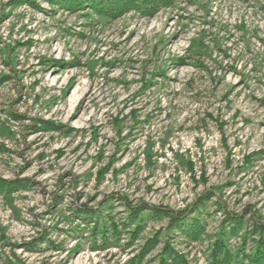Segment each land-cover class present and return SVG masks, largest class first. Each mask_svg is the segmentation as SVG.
<instances>
[{
	"label": "rangeland",
	"instance_id": "rangeland-1",
	"mask_svg": "<svg viewBox=\"0 0 264 264\" xmlns=\"http://www.w3.org/2000/svg\"><path fill=\"white\" fill-rule=\"evenodd\" d=\"M35 1L0 0V177L30 182L0 195V264H128L167 220L134 247L93 251L72 213L116 194L179 212L213 190L203 242L174 237L193 264L226 212L264 223V0H176L114 20ZM110 205L120 221L124 205ZM42 234L60 250L20 248Z\"/></svg>",
	"mask_w": 264,
	"mask_h": 264
},
{
	"label": "trees",
	"instance_id": "trees-1",
	"mask_svg": "<svg viewBox=\"0 0 264 264\" xmlns=\"http://www.w3.org/2000/svg\"><path fill=\"white\" fill-rule=\"evenodd\" d=\"M45 2L54 8L69 12L88 11L103 19L114 20L130 12L142 17H152L159 10L171 7L176 0H45ZM14 4H29L33 8L41 10L35 0H15ZM6 78V76L2 77L0 84L6 81ZM12 116L15 120L21 119L17 115L12 114ZM41 122V125L38 126L40 130H50L55 127L49 122ZM29 186L30 182L27 179L7 180L0 177V195L3 196L24 190ZM215 196L213 190L202 193L191 209L177 212L167 207H158L145 202L133 204L125 196L116 194L109 196L96 208L81 205L76 207L72 213L74 218L79 221V227L82 226L84 230H89L86 240H90V248L93 251H103L114 247L123 249L134 247L135 242L150 221L167 220L165 232L163 230V234L160 231L146 238L145 242L128 260V264H142L160 244H162V248L154 259L156 264H193L186 252L176 248L174 237H179L186 244L203 242L207 220L203 217L200 207H203ZM114 199L120 200L125 207L126 213L120 221L106 213V210L112 209L110 204ZM216 206L219 209H225L220 199H217ZM225 214L218 233L208 246L206 264H264V223L262 217L258 214L250 215L247 220V213L237 215L226 212ZM245 226L247 229L246 234L243 235L242 244L233 248L229 243L230 239L244 231ZM78 231L73 232L80 234ZM123 235L126 236L125 243H122ZM251 236H255L253 247L248 250L247 243ZM43 247L45 250H60L59 248H61L55 241L43 234L20 246L23 250L31 252H40ZM76 249H80L79 245L76 246ZM8 264L13 263L9 261Z\"/></svg>",
	"mask_w": 264,
	"mask_h": 264
}]
</instances>
